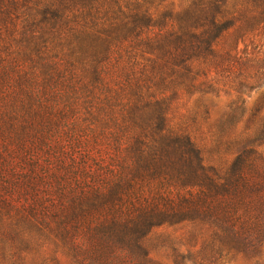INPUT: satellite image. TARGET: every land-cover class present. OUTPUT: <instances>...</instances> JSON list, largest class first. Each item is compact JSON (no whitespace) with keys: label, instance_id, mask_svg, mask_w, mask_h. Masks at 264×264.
Masks as SVG:
<instances>
[{"label":"trees","instance_id":"16d2710c","mask_svg":"<svg viewBox=\"0 0 264 264\" xmlns=\"http://www.w3.org/2000/svg\"><path fill=\"white\" fill-rule=\"evenodd\" d=\"M263 31L264 0H0V264L258 255L263 105L240 125ZM222 94L206 143L182 110ZM186 225L214 240L157 235Z\"/></svg>","mask_w":264,"mask_h":264},{"label":"rangeland","instance_id":"374dc122","mask_svg":"<svg viewBox=\"0 0 264 264\" xmlns=\"http://www.w3.org/2000/svg\"><path fill=\"white\" fill-rule=\"evenodd\" d=\"M194 1L198 0H154V8H156L160 14H168L169 12L179 13ZM148 2L151 6V0H148ZM252 47H254L253 50L256 49L258 51L261 48L262 51H264V31L262 32V37H260L259 41L255 42ZM253 80L254 82L264 84L263 77H260L259 79L256 77V79ZM228 102L229 97L224 96L223 94L220 97L208 95L203 97L202 100L197 96L190 100V102L183 108L182 113L184 114L187 123L194 128V130H198L196 134L207 143L209 142V138H211L212 131L216 128L217 122L226 111ZM261 105H263L262 114H264V87L249 93L246 104L247 112L243 123L240 125L241 131H244L247 126L251 125L250 120ZM207 109L209 110V114L206 113ZM194 111H198L197 116L192 114ZM194 118L196 120L195 123L193 122ZM208 148H211L210 143H208ZM260 150L264 151V145ZM157 233V235L174 233L175 236L181 237L180 240H190L191 234L201 233L200 240H204V242L205 240H214V230H209L208 227H205L200 231V229H194L191 225H186L178 229L163 228L158 230ZM153 240H155V238ZM152 258L159 262L169 264L167 254L164 251L153 249ZM219 264H264V245L261 248V252L256 256L231 254Z\"/></svg>","mask_w":264,"mask_h":264}]
</instances>
